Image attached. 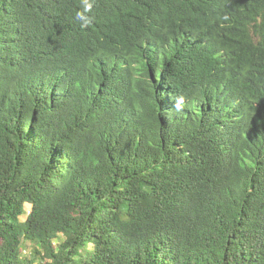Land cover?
Returning a JSON list of instances; mask_svg holds the SVG:
<instances>
[{"label": "trees", "instance_id": "trees-1", "mask_svg": "<svg viewBox=\"0 0 264 264\" xmlns=\"http://www.w3.org/2000/svg\"><path fill=\"white\" fill-rule=\"evenodd\" d=\"M89 2L0 0V264H264V0Z\"/></svg>", "mask_w": 264, "mask_h": 264}, {"label": "clouds", "instance_id": "clouds-1", "mask_svg": "<svg viewBox=\"0 0 264 264\" xmlns=\"http://www.w3.org/2000/svg\"><path fill=\"white\" fill-rule=\"evenodd\" d=\"M93 3L89 2V0H84L82 10L76 12V20L81 24V27H86L92 23L94 17L89 15L92 12ZM182 99L177 101L176 107L179 109L181 107Z\"/></svg>", "mask_w": 264, "mask_h": 264}, {"label": "rangeland", "instance_id": "rangeland-1", "mask_svg": "<svg viewBox=\"0 0 264 264\" xmlns=\"http://www.w3.org/2000/svg\"><path fill=\"white\" fill-rule=\"evenodd\" d=\"M31 208L32 207L30 205H28V204L26 205V214L22 216V220L23 221L26 220L28 213L31 211ZM30 250H31L30 246H28V245L24 246V254L25 255H29L30 254Z\"/></svg>", "mask_w": 264, "mask_h": 264}]
</instances>
